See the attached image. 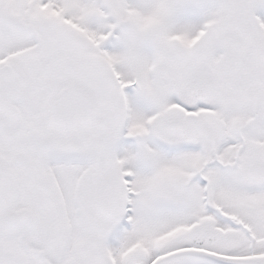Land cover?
<instances>
[{
	"label": "snow or ice",
	"instance_id": "6c2138e0",
	"mask_svg": "<svg viewBox=\"0 0 264 264\" xmlns=\"http://www.w3.org/2000/svg\"><path fill=\"white\" fill-rule=\"evenodd\" d=\"M0 264H264V0H0Z\"/></svg>",
	"mask_w": 264,
	"mask_h": 264
}]
</instances>
